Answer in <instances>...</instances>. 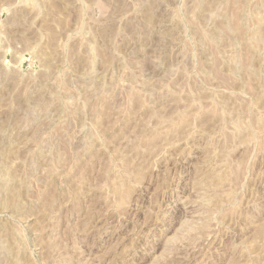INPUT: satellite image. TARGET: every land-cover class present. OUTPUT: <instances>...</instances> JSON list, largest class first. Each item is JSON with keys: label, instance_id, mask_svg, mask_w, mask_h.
Here are the masks:
<instances>
[{"label": "rangeland", "instance_id": "obj_1", "mask_svg": "<svg viewBox=\"0 0 264 264\" xmlns=\"http://www.w3.org/2000/svg\"><path fill=\"white\" fill-rule=\"evenodd\" d=\"M0 264H264V0H0Z\"/></svg>", "mask_w": 264, "mask_h": 264}]
</instances>
